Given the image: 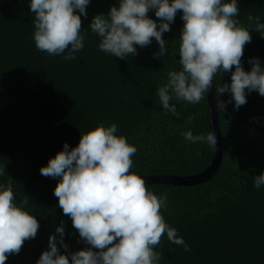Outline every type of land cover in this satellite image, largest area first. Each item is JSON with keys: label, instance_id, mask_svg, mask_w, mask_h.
<instances>
[{"label": "trees", "instance_id": "trees-1", "mask_svg": "<svg viewBox=\"0 0 264 264\" xmlns=\"http://www.w3.org/2000/svg\"><path fill=\"white\" fill-rule=\"evenodd\" d=\"M111 6L118 0H90L86 18L81 17L85 46L76 60L65 61L36 49L28 0H0V167L6 172L0 184L11 180L14 202L27 199L25 210L39 223L36 237L24 241L18 254H9L5 264H36L61 222L68 252L82 249L78 231L53 193L59 178L39 171L65 142L76 146L80 132L117 124V134L137 148L131 171L141 177H189L211 163L212 148L188 143L181 135L188 129L193 135L211 131L207 93L197 105L170 101L178 118L164 114L156 95L167 73L179 67L181 12L163 34L164 58L153 57L159 50L153 38L150 45L137 46V55L121 59L100 51L99 38L88 28L96 14H107ZM238 6L242 24L247 25L250 13L264 22V0H238ZM148 16L158 20L154 11ZM249 32L252 39L241 58L245 71L252 57L264 65V37ZM228 82L229 72L213 81L216 105L229 99L228 93L217 96L216 85ZM246 99L235 111L231 103L226 113L216 107L222 159L210 179L189 186L146 184L158 196L167 193L161 214L190 248L185 252L163 235L156 248L161 264H264V186L257 190L252 182L264 171V96L253 91Z\"/></svg>", "mask_w": 264, "mask_h": 264}, {"label": "clouds", "instance_id": "clouds-1", "mask_svg": "<svg viewBox=\"0 0 264 264\" xmlns=\"http://www.w3.org/2000/svg\"><path fill=\"white\" fill-rule=\"evenodd\" d=\"M89 3L28 0L34 14L32 39L36 49L65 61L76 60L85 46L81 17L86 18ZM178 10L183 21L179 67L169 71L156 90L164 114L178 118L176 104L170 103L173 100L199 104L215 78L224 72L230 73V82L216 85V94L228 93L229 99L217 101L220 112L226 113L229 103L238 110L253 91L264 96L261 60L249 58V71L241 63L244 46L252 39L249 29L264 37V22L250 13L247 25L242 24L237 19L238 0H118V6H111L107 14H96L88 28L99 38L98 49L112 57L135 56L137 46L144 48L154 38L159 50L153 57L164 58L168 47L163 34L170 31ZM149 11H154L158 20L150 18ZM196 115L189 116L187 123L191 124ZM117 133L115 123H101L80 132L76 146L70 148L65 142L62 150L39 169L45 177L59 178L53 189L58 206L91 247L68 252L61 222L36 264H161L162 254L156 248L165 234L170 243L190 251L177 229L161 214L167 193L156 195L146 188L144 178L131 171L137 148ZM181 135L188 143L216 149L213 131L193 135L188 129ZM5 174L4 166L0 167V176ZM252 182L257 190L264 186V171L253 176ZM14 201L11 180L0 184V264H5L9 254H18L24 241L35 238L39 229L35 216L25 210L28 200L19 205Z\"/></svg>", "mask_w": 264, "mask_h": 264}, {"label": "water", "instance_id": "water-1", "mask_svg": "<svg viewBox=\"0 0 264 264\" xmlns=\"http://www.w3.org/2000/svg\"><path fill=\"white\" fill-rule=\"evenodd\" d=\"M207 101H208L210 129L215 133L217 139L216 149L215 150L212 149V158L209 167L205 171L189 177H170V176L142 177L145 179L146 184H171L177 186H189L204 182L210 179L217 172L222 159V148H221L220 132L217 121L215 92H214L213 84L211 89L207 92ZM80 240H81L82 249L91 247L83 239L80 238Z\"/></svg>", "mask_w": 264, "mask_h": 264}]
</instances>
